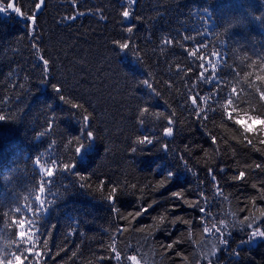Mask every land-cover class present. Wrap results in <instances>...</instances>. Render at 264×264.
<instances>
[{"label":"trees","instance_id":"16d2710c","mask_svg":"<svg viewBox=\"0 0 264 264\" xmlns=\"http://www.w3.org/2000/svg\"><path fill=\"white\" fill-rule=\"evenodd\" d=\"M2 2L27 15L0 11V256L264 264L252 236L264 230V0ZM21 219L41 234L38 258L18 240Z\"/></svg>","mask_w":264,"mask_h":264},{"label":"snow or ice","instance_id":"6c2138e0","mask_svg":"<svg viewBox=\"0 0 264 264\" xmlns=\"http://www.w3.org/2000/svg\"><path fill=\"white\" fill-rule=\"evenodd\" d=\"M73 2L75 3V0H73ZM43 3H44V0H41L40 3H37L35 5V7L37 9H39L42 6ZM131 3H132V0H129V4H131ZM9 9H11L12 11H14L18 15H27L26 13H23L22 12V9L20 7H17L15 5V3H7L5 5L2 2V0H0V11H7ZM122 15H123L124 18H129L130 17V11L125 10V11H123ZM74 18L75 17H69V19H74ZM29 19L32 20L33 25H34L35 24L34 17H29ZM127 31L131 32L132 31V28H128ZM116 43L118 44V46L121 49H127L130 46L127 43H122V42H119V41H117ZM166 43H170V41H166ZM191 55L196 56L197 54L195 52H192ZM213 55H215V54L213 53ZM40 59L42 60V62H43V64L45 66L48 65V61L46 59H44L43 56H40ZM209 69H211L212 72H215L216 65L209 63V65L204 66V71L205 72L209 71ZM200 77L201 78H204V72H201L200 73ZM259 77H260V80H264V76H259ZM212 79H215V76H211L209 78V80H212ZM145 83H147V81H145ZM52 87L56 91H59L60 90L59 88H57L56 85H53ZM232 91L235 92L236 90L233 89ZM259 95H260V97L262 99H264V92H260ZM60 98L65 103L71 104L73 108H81V107H83L82 105L73 103L71 100L66 99L63 96L60 97ZM190 99H191V103L193 105H197L198 104V101L206 102L207 99H208V97L192 96ZM227 103H228V105H231L232 104V100L229 99ZM203 111H204V109H201V114L203 113ZM147 112H148V110L147 109H144L141 112V116H144L145 114H147ZM226 114L228 115L229 119L232 118L230 112H228ZM157 115L163 116L164 114L163 113H158ZM4 119H5L4 116H0V120H4ZM89 119L90 118L87 115L84 116V120L85 121H89ZM169 123H171V121H169ZM173 132H174V130H173L172 127H167V128L164 129V134L167 135V136H172L173 135ZM41 135H44V133H41ZM86 136H87V138H89V140H91V139L94 138V134L91 131H86ZM79 139H80V137H77L76 138V140H79ZM244 139L248 143H252L251 140H248V137H247L246 133H245ZM152 142L153 141L150 140L148 137H143L142 139H138L137 140V143L138 144H151ZM85 145L86 144H84V143H80L79 146L76 148V152L77 153H81V151L85 147ZM36 163L40 165V168L43 170V173H44V175L46 177L51 178L54 175L55 171L57 170L55 167H52V168L46 167L44 164H42L40 162L39 159L36 160ZM52 163L55 165L56 162L53 161ZM70 167H72V165L64 164L63 165V170H68ZM167 175H168V179H169V177H171L173 175V173L169 172ZM243 176H244V172L241 171L240 174H239V176L233 177V179H241V178H243ZM161 183H163V181ZM97 190L98 191H102L103 189L98 186V189ZM45 191H46V189H45V187L43 185L39 186V192L41 193V196H38L36 199L40 202V205H43L44 204V200L41 197L45 193ZM117 191H118V189L116 187H113L111 190H109L108 196L106 198L109 199V200H114L115 194H116ZM173 195L176 196V197H178V198L181 197V193L180 192H176ZM17 211H20V209H17ZM35 211H38L39 212V211H42V209L41 208H36ZM201 211H204V209H201ZM140 214H141L140 212H137L135 215L136 216H139ZM262 214H264V212H262ZM162 220H163V217H161V221ZM26 223L31 224V222H26L23 219L16 221V224H17L18 229H19L18 230V240L22 244L28 245V247L25 249V251L29 254V258H31L32 256H35V257L38 258V257H40L42 255V253L39 252V251H36L35 249L41 244V240H40V235L41 234H40L38 228L33 229L32 227H26L25 226ZM205 231L207 232L209 230L208 229H205ZM252 236H254V237H264V230H257L255 232H253L252 233ZM222 242H225L226 243V241H222ZM44 246L46 247V243H45ZM168 247H172V245H168ZM112 252H113V255L119 260L121 254H120V252L117 251V249L114 246L112 247ZM22 255H23L22 253L19 254V255L14 253L13 254L14 259H7V260H5V258L3 256H0V264H24V261L22 260ZM74 255H75V253H74ZM128 259L132 262L133 259H136V258L135 257H132V256H129Z\"/></svg>","mask_w":264,"mask_h":264},{"label":"bare ground","instance_id":"6f19581e","mask_svg":"<svg viewBox=\"0 0 264 264\" xmlns=\"http://www.w3.org/2000/svg\"><path fill=\"white\" fill-rule=\"evenodd\" d=\"M193 12V11H192ZM194 14V13H193ZM193 14H191V15H193ZM190 19L192 18L191 16L189 17ZM188 20V19H187ZM61 216V215H60ZM44 221V220H43ZM44 223V222H43Z\"/></svg>","mask_w":264,"mask_h":264},{"label":"rangeland","instance_id":"374dc122","mask_svg":"<svg viewBox=\"0 0 264 264\" xmlns=\"http://www.w3.org/2000/svg\"><path fill=\"white\" fill-rule=\"evenodd\" d=\"M40 2H41V0H40Z\"/></svg>","mask_w":264,"mask_h":264}]
</instances>
